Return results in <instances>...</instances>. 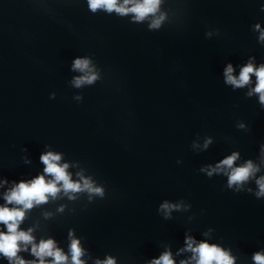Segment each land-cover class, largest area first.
Instances as JSON below:
<instances>
[{"label":"clouds","instance_id":"9594fccd","mask_svg":"<svg viewBox=\"0 0 264 264\" xmlns=\"http://www.w3.org/2000/svg\"><path fill=\"white\" fill-rule=\"evenodd\" d=\"M160 4V0H88L89 9L96 12L103 9L108 13L115 12L120 16L133 14L134 21L142 22L150 15H154ZM160 25V19H154L150 27L156 28ZM259 29V25L256 26ZM259 39L264 41V31L261 32ZM74 71H79L82 75L73 79L72 83L79 88L85 84H92L98 77L90 66L88 59L77 58L72 65ZM225 82L235 88L244 87L251 82V76L255 75L256 85L248 93L259 94V100L264 105V65L255 67L249 62L242 67L238 77L233 75V67L229 64L225 70ZM79 99V97H77ZM243 127V125H241ZM210 140L205 141L204 147L207 148ZM264 156V150H262ZM239 158V153L234 152L226 157L215 167L209 166L201 171H206L208 176L214 173L224 172L228 177V187H237V190L260 170L251 160L246 161L241 166H234ZM40 161L45 165L44 174L39 175L29 182L21 181L9 189L5 195V205L0 206V224L6 226V232H0V254L6 257L9 264H69V256L62 249L56 246L53 239H41L39 243L35 242L32 235L33 229L27 231L21 230L20 225L26 218V211L32 209L34 205L46 203L49 196L55 198L63 190L65 194L88 190L96 194H102V189L94 188L91 182L81 177V182H75L71 179L67 171L69 165L61 164V155L54 152H46L40 156ZM50 177V179H46ZM258 191L255 193L257 198L264 196V176L256 179ZM251 191V189H249ZM70 199L74 197H69ZM8 205H14L8 207ZM179 205H173L165 202L160 206V210L165 213V218L170 216L173 209H178ZM72 236L71 232L69 233ZM31 246V254L36 260L26 261L18 256L21 251H27ZM182 251L193 253L191 259L195 264H234V258L225 250L215 244L208 242L196 243L192 237L186 239V248ZM70 264H85L81 257L85 254L80 245V241L72 237L70 243ZM51 257V260L46 258ZM255 264H264V254L259 252L253 256ZM96 264H115L113 258L109 257L104 261H96ZM150 264H175L171 253L166 251L158 259H154ZM181 264H189L188 261H181Z\"/></svg>","mask_w":264,"mask_h":264}]
</instances>
